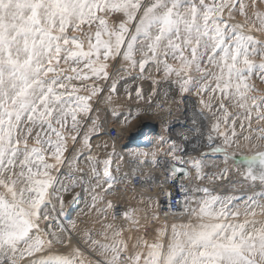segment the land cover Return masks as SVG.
<instances>
[{"label": "snow or ice", "instance_id": "1", "mask_svg": "<svg viewBox=\"0 0 264 264\" xmlns=\"http://www.w3.org/2000/svg\"><path fill=\"white\" fill-rule=\"evenodd\" d=\"M256 5L252 0L249 17L243 0H0V264H85L80 241L72 236L76 222L59 220L63 197H57L59 211L54 204L50 207L53 192L68 191L52 172L65 162V133L76 141L81 121L93 111V98L106 86L110 103L117 92V80L108 71L111 60L122 58L141 73L147 65L158 71L162 66L166 77H176L182 94L196 93L201 114L207 109L215 121L208 146L223 153L227 163L238 116L230 120L224 103L213 112L204 95L215 99L219 93L221 100L234 101L249 127L253 118L264 121V99L250 95L255 89L249 83L257 75L264 81V39L251 34L264 33V13L255 11ZM237 7L244 24L230 23ZM256 56L261 63H255ZM136 96L143 98L140 89ZM113 115L119 113L113 109ZM135 118L129 113L125 122ZM229 123L231 135L221 130ZM91 125L88 132H95L97 120L91 119ZM212 133L223 137V147H213ZM82 143L90 147L87 133ZM172 145L169 154L175 161L174 141ZM111 155L101 162L102 175L95 164L91 168L95 185L85 190L93 193V208L100 198L95 189L103 182L109 194L116 183ZM243 159L245 179L259 180L261 186L258 193L238 198L251 219L240 221L233 198L213 195L207 188L192 189L205 196L190 207L192 197L184 190L188 220L172 224L170 236L165 226L153 241L137 238L129 245L122 238L123 226L102 224L99 238L89 230L84 242L103 257L95 264H264V219L256 218L257 210L264 217V151ZM193 167L196 179L206 178L200 160ZM178 171L173 164L172 175ZM227 171L208 178L223 179ZM66 178L72 188L83 180L71 172ZM107 207H113L110 201ZM134 212H124L123 219L139 224Z\"/></svg>", "mask_w": 264, "mask_h": 264}, {"label": "rangeland", "instance_id": "2", "mask_svg": "<svg viewBox=\"0 0 264 264\" xmlns=\"http://www.w3.org/2000/svg\"><path fill=\"white\" fill-rule=\"evenodd\" d=\"M243 2L248 5L246 11L249 17H252L254 12L252 0H243ZM255 11L264 13V3H259V0H257ZM225 18H227V11L225 12ZM230 23H245L244 16L239 15L238 7L235 11L234 18L230 21ZM245 31L247 32V29H245ZM251 34L258 39H264V33L253 31ZM259 35H262L263 37ZM136 59L139 60L140 56L137 55ZM254 61L257 64L262 62L261 57L259 56H256ZM124 62L125 61H123L122 58L109 61L108 71L110 74H113V79L116 78L115 80H117V92L112 94V100L110 103L106 101V97L109 95L106 86L104 92L93 98L91 101L93 111L88 117L81 121L80 135L77 136L76 141H72V134L68 132L65 133L67 136V150L64 153L65 162L59 166L58 169H54L52 172L53 176H58L61 182L68 187V191L53 192L50 207L54 204L57 211H59V200L57 197H63L64 215H61L59 220L66 225L69 220L76 222L78 230H73L72 236L75 240L80 241L79 247L82 251V259L85 261V264H95L96 260L103 259V257L99 256L97 253L91 252V245L84 242V237L89 230H91L94 237L99 238L98 234L102 224L111 223L116 227L123 226L124 232L122 238L128 240L129 245H131L137 238H144L149 242L153 241L156 239L157 230H160L165 226H167L168 235L170 236L172 224H180L187 222L188 220V216L186 214L180 217H160L156 211V197L150 194L148 195L149 197H146L145 199L141 196L135 197V195L122 194L123 198L120 201L118 196H111L110 193H105L107 185L103 184V182L102 187H97L95 189V192L99 194L100 198L96 201L95 208L91 206L93 193L85 190L90 186L95 185V177L93 176L91 168L93 164H95L98 171L102 175L103 165L101 162L108 158L109 153H112L110 157V171L115 179L116 173L118 171H124V166H126L128 162H137L140 166L139 170L143 169L144 171L146 170V166H152L155 161L162 156H166L167 158L173 160L172 155L169 154V149L173 146L172 141L171 139H168L165 133H162V135L157 133V124L144 127L141 132L132 134L131 139L128 137L131 130L130 127L135 128L136 122L139 121L140 117L143 118L145 116L144 118L146 119H152L156 116L155 112H153L154 110L157 112H163L164 116H167L171 114L172 106H170V104H173L175 108H177V113L183 115L189 108L188 103L185 104L184 98L190 97L191 99L199 100V97L194 92L191 94H182L179 91L180 86L176 82V77H166L162 66H160V70L158 71L156 65L150 64L146 66L144 73H141L138 67L132 69L127 62ZM115 63H117V65ZM169 63L174 62L169 60ZM113 70H115L114 73ZM111 82L112 81L110 80L107 83L110 84ZM98 83L104 85L103 81ZM156 83L160 84V86L157 87ZM249 83L256 90L250 93V95L264 99V81H261L257 75L254 76ZM149 86L153 87L150 88ZM139 88L143 97L142 99H138L136 96V90ZM156 89L159 90V92ZM174 90L177 91L175 92ZM131 91L133 92V95L131 94ZM81 94L87 95L85 92H82ZM217 94L219 97L216 96L215 99H211V94L204 95V99L206 101L211 99L213 112L217 111L220 103H224L228 106L230 120L231 118L238 116L235 123L236 136L233 137L234 143L228 149L229 159L227 163L224 162V165L222 166L223 170L225 168L228 169L224 176V178H228L230 171L233 169L232 164L236 165L238 163L236 160L244 156L243 152L263 150L264 139H260V137H264V121L257 123L253 118L249 127V121L243 119L245 115L244 110L236 107L234 101L228 99L221 100L219 93ZM200 106L198 107V110L201 112L202 106ZM113 109L119 113L118 116L113 115ZM145 109L148 115L146 114ZM151 109L154 110L152 111ZM150 110L154 113V115L150 112ZM129 113L134 114L136 118L131 119L130 122H125V117L128 116ZM203 113L208 115V118L213 119L212 123L215 122L212 112H209L207 109H203ZM149 114H152L153 116ZM253 117H255V113H253ZM173 118L175 117L171 116L167 119L169 121L171 120L169 122V126H171L169 131L170 133L174 132L176 128V123L172 122ZM91 119L97 120V130L95 132H88V129L92 127ZM70 124L71 122L69 121V127ZM211 124H209L208 127L209 131ZM241 124H243V127H241ZM110 128H116L118 130L120 134L119 139H111L108 137V130ZM221 130L226 131L229 135H231V123L228 125L222 124ZM209 131L206 132L207 136ZM85 133L89 136L90 147H85L82 143ZM212 135L213 140L220 143L213 146L223 147V137L217 136L216 133H212ZM245 137H248L249 139H245ZM161 138H163L164 143L161 142ZM175 156L178 160H173L174 162H178V164L183 165L185 162L187 166H184L186 168L189 167L190 177L195 185L215 182L217 179H209L208 177L219 176L221 171H223L221 170L218 173H215L212 165L206 162L207 159L218 160L222 158L224 160L223 153L214 152L210 147H207L199 156H197L195 160L192 161H182L177 155ZM77 157L78 159H76ZM89 157H91V160H89ZM196 160H200L202 163L201 175L206 177L203 180L195 178L196 170L193 167V163ZM204 161L207 164L204 163ZM136 171L138 170H135L134 172ZM69 172H71V174L76 177L78 181L80 177H83V180L80 181L78 186L75 188L71 187V181L66 178ZM228 185L229 186L225 188L226 190L219 194L220 197L223 196L222 198H224L226 196L233 198L232 203L236 206L235 210L239 211L238 219L240 221H243L246 218L251 219L252 217L250 215L247 217L245 216L246 205L244 202L239 201L238 198L240 196L252 195L261 191L260 182L258 180L253 182L251 179L244 181L240 178L237 181L233 180ZM55 187L60 189L61 185L57 184ZM109 201L113 205L112 208L107 207V202ZM116 205H119L121 209L120 217L117 220L118 222L112 218V211ZM231 207L232 204L229 205V208ZM130 210H135L134 215L135 218L139 220V224H134L123 219L122 214ZM257 213V219H264V217L259 215V210H257ZM105 216L107 218H105ZM145 217L147 218L145 219ZM110 234L111 233H109V235ZM164 239L166 240L167 237H164ZM73 246H75V242L70 244L68 247L71 248ZM63 250L67 251V249Z\"/></svg>", "mask_w": 264, "mask_h": 264}, {"label": "bare ground", "instance_id": "3", "mask_svg": "<svg viewBox=\"0 0 264 264\" xmlns=\"http://www.w3.org/2000/svg\"><path fill=\"white\" fill-rule=\"evenodd\" d=\"M259 36H262V35H259ZM115 64L117 65V63H115ZM114 71L115 70H113V73H114ZM117 76H119V75H117ZM153 86H151V87H153ZM156 86L159 87L160 84H157ZM151 90H153V89H151ZM157 91L159 92V90H157ZM174 91L176 92L177 90H174ZM132 93L133 92L131 91V94ZM134 93H135V91H134ZM216 96H218V94H216ZM132 98H133V96H132ZM176 98H178V97H176ZM184 100H185V104L188 103L189 108L187 109V112H185L183 115H181V114L176 112L177 108H175V106L173 104H170V106H172V110H171V114H169L167 116H164L163 112H157L156 110L153 109L154 110L153 111L151 109L153 112H155L156 116H154L152 119H150V118L146 119V118H144L145 116L143 118L140 117V119L138 118L139 121L136 122L135 128H131L129 126L131 130L129 129L130 133H129L128 137L131 139L132 134L141 132V130L144 127L152 126L153 124H157L158 125V132L157 133L160 134V135H162V133L163 134L165 133L167 135L168 139H171L172 142L173 141L175 142V146H176L175 155H177L182 161L183 160L184 161L185 160H188V161L195 160L197 158V156H199L207 147H209L208 146V136L206 135V132L209 131L208 127H209V124L212 123L213 119L208 118V115H206L205 113L201 114V112L198 110V107L200 106L198 100L191 99L190 97L184 98ZM216 101H217V99H216ZM147 107H149V106H147ZM152 108H153V106H152ZM147 109H149V108H147ZM184 109H185V107H184ZM151 110H150V112H151ZM145 112L147 114L146 109H145ZM150 112H148V113H150ZM152 114L154 115V113H152ZM152 114H149V115H152ZM171 116L175 117V118H173L172 122L176 123V128L174 127L175 131L170 133L169 131H170L171 126H169V122L171 120L169 121L167 119H169ZM196 142H198V143H196ZM215 144H220V143L216 142V140L215 141L213 140V145H215ZM262 149L264 150V148H262ZM258 151L255 150V151H248V152H243V153H244V156H250V155H253L255 153H258ZM259 152H261V151H259ZM205 161H204V163L207 162L210 165H212V168H213L215 173H218L219 171L223 170L222 166L224 165L223 164L224 160L222 158L218 159V160L207 159V161L206 162ZM155 162L157 163V160ZM158 162L161 165H166L169 162L178 164V162H174L173 160L167 158L166 156H162L161 158H158ZM156 163H154L152 166H150V165H148L146 167L144 166L146 168V170L143 171V169L139 170L140 166H139V164L137 162H130V163L128 162L127 165L124 164V165H126V166H124V172H125L126 176L128 177L135 170H138V171L142 170L141 171L142 173H145L146 171L147 172L154 171V169H155L154 165ZM240 163L242 164V166H240V167L238 166V167H236V169L233 168L232 171H230V175H229L228 178L217 179L215 182L206 183V184H198V185H195V183L191 180L190 169H189V167H187V174H186V178L185 179H186V181L189 182V186H188L189 194L188 195H190L192 197V200L187 202L189 204V206L190 207H195L196 206L195 205V200L204 198V196H205V194L203 192L192 191V189H194V188H207L209 193H211L213 195L220 196L219 194L222 193L223 191H225L226 190L225 188L228 187L229 186L228 184H230L233 180L237 181V180H239L241 178L244 181H246L245 176L247 175V163H245V162L244 163L240 162ZM184 165H186L185 162H184ZM236 165H238V163ZM232 166H233V164H232ZM247 180H250V178L247 179ZM109 193H110L111 196H118L120 198V201L123 198L122 194L115 195L114 193H111V192H109ZM149 194L152 195V196H155V194L149 193L148 190L145 189V190H142L139 193H137L136 194L137 196L135 195V197L141 196V197H143L145 199L146 197H149L148 196Z\"/></svg>", "mask_w": 264, "mask_h": 264}, {"label": "built area", "instance_id": "4", "mask_svg": "<svg viewBox=\"0 0 264 264\" xmlns=\"http://www.w3.org/2000/svg\"><path fill=\"white\" fill-rule=\"evenodd\" d=\"M108 137L119 139L120 134L116 128H110ZM173 164L176 163L169 162L166 165H161L157 159L154 171H146L145 173L136 171L128 177L124 171H118L116 173V183L110 192L116 195H136L147 189L149 193L155 194L156 211L160 217L183 216L186 204L184 190H187L189 194V182L186 181V176L177 177L172 175L171 167ZM114 212L121 214L119 205L114 207L112 218ZM119 217L120 215H117L114 220H118Z\"/></svg>", "mask_w": 264, "mask_h": 264}, {"label": "water", "instance_id": "5", "mask_svg": "<svg viewBox=\"0 0 264 264\" xmlns=\"http://www.w3.org/2000/svg\"><path fill=\"white\" fill-rule=\"evenodd\" d=\"M264 151V150H263ZM259 154V152L258 153H255V154H253V155H250V156H243V157H241L240 159H238L237 161H238V165H233V168L234 169H236V167H240V166H242V164L240 163V162H242V163H246V161L243 159L244 157H251V156H254V155H258ZM241 164V165H240ZM177 165V167L178 168H180L181 169V171H178L175 175L177 176V177H181V176H186V174H187V168L184 166V165H182V164H176ZM172 168V167H171ZM259 168V165L257 164V169Z\"/></svg>", "mask_w": 264, "mask_h": 264}]
</instances>
